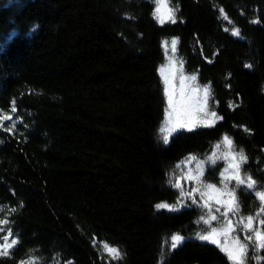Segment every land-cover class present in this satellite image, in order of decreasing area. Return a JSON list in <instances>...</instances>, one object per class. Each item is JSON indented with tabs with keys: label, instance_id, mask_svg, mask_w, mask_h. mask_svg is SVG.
<instances>
[{
	"label": "trees",
	"instance_id": "1",
	"mask_svg": "<svg viewBox=\"0 0 264 264\" xmlns=\"http://www.w3.org/2000/svg\"><path fill=\"white\" fill-rule=\"evenodd\" d=\"M169 1L176 22L161 24L154 0H0V243L18 239L0 264H233L197 239L201 210L156 205L178 202L180 163L228 137L257 182L236 188L239 215L264 206V0ZM171 39L222 119L165 143ZM255 253L245 264H264Z\"/></svg>",
	"mask_w": 264,
	"mask_h": 264
},
{
	"label": "rangeland",
	"instance_id": "2",
	"mask_svg": "<svg viewBox=\"0 0 264 264\" xmlns=\"http://www.w3.org/2000/svg\"><path fill=\"white\" fill-rule=\"evenodd\" d=\"M154 1L156 9L158 7L160 8L159 15L161 17H166L168 14V9H173L169 0H165L166 6L165 4H158L157 0ZM172 40L173 39L167 41V45H165L164 43L165 63L159 69L165 94V114L160 130L163 126H165L166 109H168V97L166 94V89L173 93L174 101L180 100L181 95L183 96V100L186 105V111L181 115V120L199 121L205 118L204 113L199 111V108L203 106V100L205 96L203 89L206 86L199 84L197 78L195 80H192L191 77H193L194 75L187 74L184 71L183 65L179 60V56L177 54V44L175 45V50H173V46L171 44ZM166 79L168 80L167 84L165 83ZM210 98L211 95H209L208 97V111H211ZM198 127H200L199 124L196 127H193L191 130ZM182 130L189 131L186 128H181L173 132L169 137ZM160 133L163 137L164 134L161 131ZM233 156H236L238 160L239 153L235 151L233 143L231 144V146H229L225 142V140H223L214 145L208 154L189 156L182 163H180L172 176L174 186L179 191V199L175 205V211H182L183 209L187 208L188 205H193L194 207L201 210L203 219L201 217L200 222L208 227L205 233H203L202 235L208 234V232L212 228H216L218 230V233H223L216 236L218 243H212L208 240H202L199 238L201 235H199L197 239L215 244L219 246L224 252H226L224 248L234 247V241L238 238L240 243L247 244V251L248 249H252L254 252H256L255 254L257 255V253H259L263 248L256 250L252 241L246 240V237L249 235V233L242 230V226L238 224L242 216H240L239 213L235 212H229L227 216H224L223 213L226 211V207L223 204L218 205L215 202V198L228 200L229 197L227 195V192L232 191L235 192V197L237 199L236 188L242 185H246H237V182L235 180L224 179V176H231L234 174V169L229 167L230 164H234L237 162L232 159ZM191 157H195V159H190ZM242 165L243 163L240 165V175L243 177L241 172ZM217 167H219L218 181L220 183L214 185H216L217 189L221 190L220 192H216L205 187V185L207 184H212L208 183L205 180L206 174L208 173V171L213 170ZM225 169H229V171L225 173ZM189 176L198 177V180L188 179ZM225 183L228 186L227 190L224 189ZM177 184H179L181 187H176ZM195 189H199V191H195ZM182 191L185 193V195L183 196L181 195ZM187 193H192V197L195 198V202L192 197H189L187 195ZM201 193H204L205 195L202 196ZM205 202L208 203L211 211L209 207H204ZM217 208H219V212L216 211ZM258 213H260V211ZM211 215H215L217 219L211 220V223H205V220H210ZM253 216L255 217L253 226L259 227L262 230L263 225H260L259 221L263 220V213H261L260 215L255 214ZM228 220L232 221L234 230L226 231V222ZM9 242H11L10 239Z\"/></svg>",
	"mask_w": 264,
	"mask_h": 264
},
{
	"label": "snow or ice",
	"instance_id": "3",
	"mask_svg": "<svg viewBox=\"0 0 264 264\" xmlns=\"http://www.w3.org/2000/svg\"><path fill=\"white\" fill-rule=\"evenodd\" d=\"M158 4H165V0H157ZM221 12H223V10L221 9ZM160 13V8L158 7L156 9V18L158 20L159 23L164 24L168 21H171L172 23H175V10L174 9H168V14L166 17H161L159 15ZM225 19H227V16L225 15ZM259 21H253V23H258ZM233 34L234 35H239V29H234L233 30ZM167 41H165V45H167ZM178 43V40L173 39L171 41V44L173 46V50H175V45ZM250 67V65H248ZM163 71V70H162ZM192 80H195L196 77L193 76L191 77ZM165 83H168V80H165ZM203 92L205 94L204 96V100H203V106L201 108H199V111L204 113V119H201L199 121H187V120H181V115L186 111V105L185 102L183 100V96L181 95V99L178 101H174L173 99V93L169 90L166 89V94L168 97V109H166V120H165V126H163L161 128V132L164 134L163 135V140L165 143L168 142L169 136L177 131L178 129L181 128H186L189 131L193 128L196 127L198 124L200 126H205V127H211L214 126L215 124V120L216 119H222V117H218L215 111H208L207 110V105H208V97L210 95V86H206L203 89ZM175 117V118H173ZM4 119H11L10 116H6L4 117ZM7 130V129H6ZM225 142L231 146L232 141L228 138L225 137L224 138ZM190 159H195V157H191ZM232 159L234 161H237L234 164H230V168L234 169V174L231 176H224L225 180H235L237 182V185H241V184H246L248 188H254L256 186V181L252 179L251 176H248L246 179L244 177H242L240 175V165L245 162L247 160V157L243 155V153H239V158L237 160L236 156H233ZM229 171V169H225V173H227ZM202 174V173H201ZM224 175V174H222ZM188 179H197L198 177H193V176H189ZM176 187H181L179 184L176 185ZM205 187L207 189H212L216 192H220V189L216 188V185L214 184H207L205 185ZM227 184H224V189L227 190ZM195 191H199V189H195ZM181 195H185V193L182 191ZM187 195L189 197H192V193H187ZM201 195H205L204 193H201ZM223 195V194H222ZM227 195L229 197L228 200H222L220 198H215V202L216 204L220 205L223 204L226 207V211L223 213L224 216H227L229 212H235V213H239V203L235 197V192H227ZM257 197L258 199L262 202V204H264V192H257ZM194 202H195V198L192 197ZM156 207L159 208H167L169 210H175V205H169L167 203H161V204H157ZM204 207H209L210 211L211 208L208 205L207 202H205ZM12 211L14 212L15 209H12ZM217 212H219V208L216 209ZM261 213H264V206L261 207L260 209V213H257V215H260ZM203 219V217H202ZM217 217L215 215H211L210 216V220H205V223H211V220H216ZM254 220L255 217L254 216H247V217H241L240 221L238 222V224L240 226H242V230L247 231L249 233V235L246 237V240L248 241H252L254 248L256 250L260 249V248H264V231H262L259 227H254ZM9 223L8 220L4 219V220H0V225H7ZM260 225H264V220H260L259 221ZM227 230H234L233 225H232V221L228 220L226 222V231ZM4 228L0 227V232H3ZM219 234H223V233H218V230L216 228H212L208 234L206 235H201L199 238L202 240H208L212 243H218V240L216 239V236ZM13 233L11 228H9L7 230V235H5L3 237V241L4 243H0V256H7L9 254V249L12 248L13 246H15L18 243V239H12L11 242H9V237H12ZM184 240V237L179 235V234H175L172 235L170 237V241H168V243L170 244L171 248H176L182 241ZM234 247L232 248H228L225 247L224 250L227 252V255L229 257L230 260L233 261V264H245V260L247 258V244L244 243H240L239 239L237 238L234 241ZM104 249L110 254L113 255L114 259H120L121 258V254L119 249L114 248V247H110L109 245L105 244L104 245ZM257 259H260L259 257H257ZM22 264H27V262H22ZM32 264H35V262L33 261Z\"/></svg>",
	"mask_w": 264,
	"mask_h": 264
},
{
	"label": "clouds",
	"instance_id": "4",
	"mask_svg": "<svg viewBox=\"0 0 264 264\" xmlns=\"http://www.w3.org/2000/svg\"><path fill=\"white\" fill-rule=\"evenodd\" d=\"M13 6V4H2V5H0V7H12ZM10 31H17L18 32V29H11Z\"/></svg>",
	"mask_w": 264,
	"mask_h": 264
}]
</instances>
